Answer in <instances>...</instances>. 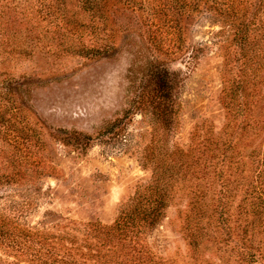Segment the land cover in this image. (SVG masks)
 Wrapping results in <instances>:
<instances>
[{"label": "rangeland", "instance_id": "obj_1", "mask_svg": "<svg viewBox=\"0 0 264 264\" xmlns=\"http://www.w3.org/2000/svg\"><path fill=\"white\" fill-rule=\"evenodd\" d=\"M127 2L129 5L116 6L108 21L102 22L98 15L82 12L79 0H67V15L83 24L81 27L54 30L46 25L40 42L22 43V47L29 46L28 55L11 52L0 56V72L21 88L9 108L15 111L6 116L14 128L24 130L21 143L44 166L42 174L36 167L27 168L20 182H0V210L20 207L19 220L29 227L56 230L68 219L109 224L136 185L148 180L150 170L140 159L152 141L151 120L131 102L138 64L146 59L176 73L179 110L169 140L187 148L196 140L202 142L209 129L219 133L226 120L224 103L231 102L238 114L232 132L240 155H244L240 159L244 172L254 185L262 180L264 77L255 86L234 92L236 99L224 97L229 76L239 75L233 61L240 53L233 41L234 31L251 15L255 26L264 20V11L258 13L254 6L257 0H232V6L230 0H198L184 11L176 6V22L166 6L172 4L170 0ZM261 43L264 45V38ZM68 45H106L108 55L78 54L68 50ZM256 176L260 178L253 182ZM242 197L243 189L229 204L233 217ZM189 202L187 186L178 185L164 217L147 236L153 252L172 264L195 263L197 254L188 243V224L190 229L201 224L215 233L214 218H191ZM261 211L253 217L252 264H264ZM213 233L204 238L199 256L220 264L215 247L222 244L211 241ZM11 263L30 264L0 249V264Z\"/></svg>", "mask_w": 264, "mask_h": 264}, {"label": "trees", "instance_id": "obj_2", "mask_svg": "<svg viewBox=\"0 0 264 264\" xmlns=\"http://www.w3.org/2000/svg\"><path fill=\"white\" fill-rule=\"evenodd\" d=\"M170 1L172 4L166 6L175 22L177 12L173 11L176 6L181 9L179 11H184L190 3H198V0ZM201 1L205 3L206 0ZM79 3L82 12L98 15L102 22L108 21L109 13L113 14L116 6L129 5L127 0H79ZM66 4L67 0H0V56H9L11 52L28 55V47L45 37L44 34L41 37V31L43 33L47 26L54 30L81 27L83 24L67 15ZM229 5L232 6V0ZM254 6L258 13V10L264 11V0H257ZM251 17L240 23L233 33V41L240 50L233 60L237 63L239 75L227 79L224 97L229 100L236 99L234 92H241L249 85L255 86L264 77L263 73L261 75L264 69V45L261 43L264 20H260V26H255ZM42 21L46 24L41 25ZM97 28V24L91 27L93 31ZM34 31L37 34L34 35ZM22 43L29 46L22 47ZM73 47L68 45L67 49L92 57L108 55L106 45ZM138 65L131 102L144 109L151 120L152 141L140 159V164L150 170L148 180L136 185L132 196L120 206L117 216L109 224L68 219L56 230H47L20 222L22 210L18 206L12 205L8 211L0 210L2 251L17 260L24 258L30 264H172L169 259L153 252L147 236L164 217L175 188L185 184L190 193L191 218L215 220V233L201 224L191 229L190 224L187 225L188 243L197 254L193 257L194 264H215L199 256L209 232L214 234L211 241L222 244V247H215L221 255L220 264H252L251 240L256 227L253 217L264 210V175L257 186L244 172V163L240 160L244 155H240L232 132L237 127L235 119L238 114L231 102H225L223 129L219 133L209 129L202 142L196 140L183 148L169 140L179 110L175 100L176 73L149 59ZM6 76L4 71L0 72V182L16 183L25 178L27 168L36 167L42 174L44 166L41 168V161L32 159V153L21 143L24 130L14 128L6 116L7 112L15 111L9 108L16 102V92L21 90L12 78ZM246 126L251 124L246 122ZM260 155L264 173V151ZM259 178L256 176L253 182ZM242 189V203L237 205L233 217L229 204Z\"/></svg>", "mask_w": 264, "mask_h": 264}]
</instances>
